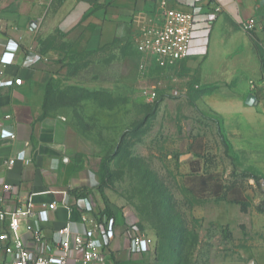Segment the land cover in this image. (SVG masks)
<instances>
[{
  "label": "crops",
  "instance_id": "0c3cea01",
  "mask_svg": "<svg viewBox=\"0 0 264 264\" xmlns=\"http://www.w3.org/2000/svg\"><path fill=\"white\" fill-rule=\"evenodd\" d=\"M261 3L169 0L168 6L194 13L189 57L177 67V74L183 73L182 78L190 75L195 86L227 85L230 75L226 71L214 73L210 69L216 62V68L236 67L247 79L240 92L214 88L212 96L204 93L203 97L221 115L235 150L247 154L249 163L264 177V76L249 35L240 27L242 21L255 18L253 33L261 38ZM157 9V0H0V193L4 183L13 186L4 200L7 209L20 206L31 194L36 211L55 202L41 227L49 252H57L60 244L56 230L67 221L73 232L85 229L77 198L68 193L70 190L85 188L93 211L108 204L94 188L99 180L96 176L95 181L93 168L87 163L89 142L77 129L72 108L50 101L57 87L67 82L69 51L108 47L113 60L126 63L132 56L139 68H144L146 62L133 42L149 18L160 22ZM9 41L18 45L16 51L7 50ZM27 52L42 58L25 63ZM17 78L21 79L18 84L14 83ZM138 83V94L144 99H151L159 85L157 77L143 74ZM250 93L256 99L252 105L245 103ZM10 158L14 162L8 166L5 162ZM63 192L68 196V206L62 201ZM21 233L25 245L35 250L32 236L23 227ZM130 238L127 222L115 214L104 264H151V246L131 252ZM68 264L76 263L70 258Z\"/></svg>",
  "mask_w": 264,
  "mask_h": 264
},
{
  "label": "rangeland",
  "instance_id": "374dc122",
  "mask_svg": "<svg viewBox=\"0 0 264 264\" xmlns=\"http://www.w3.org/2000/svg\"><path fill=\"white\" fill-rule=\"evenodd\" d=\"M259 16L264 54V0ZM69 53L67 82L50 101L72 108L94 188L104 177L113 215L152 240L151 264H264V177L203 97L240 92L243 72L213 62L227 85L203 88L177 68L115 61L108 47ZM141 74L159 81L151 99L138 94Z\"/></svg>",
  "mask_w": 264,
  "mask_h": 264
},
{
  "label": "built area",
  "instance_id": "2783aa9c",
  "mask_svg": "<svg viewBox=\"0 0 264 264\" xmlns=\"http://www.w3.org/2000/svg\"><path fill=\"white\" fill-rule=\"evenodd\" d=\"M169 0H157L161 20L156 23L152 18L138 31L134 38V47L141 58L160 67L177 68L189 57V43L193 36L194 13L178 10L168 6ZM219 11V8L216 9ZM256 19L251 17L240 23V27L253 32ZM7 50L16 51L18 45L9 41ZM42 58L41 55L26 53L25 63H32ZM21 82L20 78L14 83ZM3 80L0 79V85ZM253 84V82H251ZM178 94V89L173 91ZM6 131V130H5ZM11 137L14 134L10 131ZM14 159L6 160L8 166ZM13 186L4 183L0 193V264H68L73 258L76 264H104L105 247L108 245L112 232V218L105 219V223H98L93 217V205L87 198H77L76 205L80 208L81 222L85 225L82 233L73 232L71 222L67 221L56 230L59 236V248L56 253L49 252V246L42 240V223L49 219L50 212L55 208V202L43 204L39 210L34 209L31 194L20 206L11 209L4 207L7 194ZM66 192L62 201L67 202ZM68 206V205H67ZM32 236L36 249H29L23 240L21 229ZM131 231V252L149 249L152 240L144 235Z\"/></svg>",
  "mask_w": 264,
  "mask_h": 264
},
{
  "label": "trees",
  "instance_id": "16d2710c",
  "mask_svg": "<svg viewBox=\"0 0 264 264\" xmlns=\"http://www.w3.org/2000/svg\"><path fill=\"white\" fill-rule=\"evenodd\" d=\"M248 35H249V38H250V40H251V42L253 44L254 50H255L256 54L258 55V57L260 59L261 71H262V73H264V54H263V49H262V47L260 45V40H259V38L257 36H255V34L253 32H248ZM50 42L51 41H49V43ZM200 87L204 88L206 86H200ZM50 88L51 87H50V84H49V86H47V92L50 91ZM105 184H106V180L104 179V177H102L101 181H100V183L98 185V191L101 193L102 196H103V188H104ZM68 193L75 195L76 198H78V197L79 198H87L88 197V193H87L85 188H83L81 190H76V189L70 190ZM235 201H239V200H235ZM259 206L264 208V199H261V201L259 202ZM93 217L95 218V220L98 223H103V224L105 223V219L112 218V229H113L114 216H113V212H112V210H111V208H110V206L108 204H106L103 209H99L97 211H93Z\"/></svg>",
  "mask_w": 264,
  "mask_h": 264
},
{
  "label": "water",
  "instance_id": "95a60500",
  "mask_svg": "<svg viewBox=\"0 0 264 264\" xmlns=\"http://www.w3.org/2000/svg\"><path fill=\"white\" fill-rule=\"evenodd\" d=\"M256 102L255 96L253 94H248L245 99V103L248 105H252Z\"/></svg>",
  "mask_w": 264,
  "mask_h": 264
}]
</instances>
